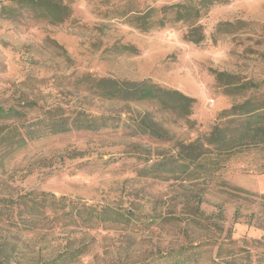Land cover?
Listing matches in <instances>:
<instances>
[{"label": "rangeland", "instance_id": "374dc122", "mask_svg": "<svg viewBox=\"0 0 264 264\" xmlns=\"http://www.w3.org/2000/svg\"><path fill=\"white\" fill-rule=\"evenodd\" d=\"M12 1L0 0V107L31 118L50 110L70 119L92 114L120 126L47 136L0 163L1 198L33 191L68 199L53 210L41 203V213L14 205L1 215L0 264H224L225 254L246 257L243 250L259 264L264 155L245 150L217 158L213 149L183 147L202 144L223 112L252 95L236 85L256 83L264 92V0H217L203 8L201 44L186 40L185 22L148 32L130 22L139 12L200 0H59L70 9L60 24L12 8ZM221 23L236 28L219 32ZM218 74L230 78L219 82ZM102 78L150 81L196 104L181 118V110L154 103L108 100L93 82ZM11 123L2 119L0 128ZM187 153L199 165L191 163V176L142 175L165 157ZM85 204L108 208L106 222L90 229L79 217H63Z\"/></svg>", "mask_w": 264, "mask_h": 264}, {"label": "trees", "instance_id": "16d2710c", "mask_svg": "<svg viewBox=\"0 0 264 264\" xmlns=\"http://www.w3.org/2000/svg\"><path fill=\"white\" fill-rule=\"evenodd\" d=\"M216 1L200 0L201 3L195 6L183 3L164 7L161 11L153 9L147 12H139L135 14L130 22L142 32H148L154 28H164L171 23L185 22L190 24L186 40L194 44H201L205 39V35L202 26L197 24L198 20L204 13L203 8L215 4ZM12 4V8L15 6L26 7L34 14L35 18L53 24L63 23L70 15L69 7L59 0H13ZM156 12L160 13V17L154 16ZM231 27L236 28L232 23H221L217 31L225 32ZM123 48L129 52L136 51L133 47L124 46ZM225 77L230 78V75L218 74L217 78L219 82H222ZM93 82L98 83L99 95L102 98L124 102L154 103L163 109L175 111V113L181 110L182 113H177L181 118L190 117L193 106L196 104L195 99L177 91L163 89L150 81L136 83L102 78ZM229 84L227 83V85ZM235 88L237 91H252L253 93L244 102L236 104L230 110L223 112L220 115V122L214 126L213 131L201 138L204 141L202 144H199V141L191 143L189 146L183 147L184 152L198 147H205L207 150L213 149V154L217 158L229 157L236 152L245 150L254 151L263 157L264 92H260L261 86L256 83L239 84ZM2 119L12 123L0 128V163H4V160L24 149L30 143L47 136L67 134L74 130L96 132L104 129H117L120 126L119 122L111 124L109 117H98L85 113H78L72 119L64 116L54 117L52 110L45 112L42 116L31 118L28 117V114L14 107L9 109L0 107V120ZM149 133L156 137H164L161 133H156L155 130H149ZM195 162L188 153L187 156L182 154L169 156L145 167L142 170V175L161 180L176 179L182 175L191 176L194 172L190 169V165L191 163L195 165ZM198 166L195 165V167ZM213 166V169H215L216 164L213 163ZM258 168V172L264 174V165H259ZM40 198H42V201H39ZM67 200L65 197L33 191L19 196L18 199L0 197V216L5 213H12L15 210L14 205L23 206L24 211H30L28 213H41L44 209L41 207L42 205L45 206L49 203L53 210L60 207ZM108 210V208L98 210L96 206L85 204L82 205V208L73 207L70 212H65L63 217H79L82 225L84 224V226L86 225L92 229L95 227L94 224L106 222L105 215ZM243 251L247 254L246 257L236 253L225 254L226 257L219 259V262L224 264H253L249 251ZM256 263L264 264V253L258 256Z\"/></svg>", "mask_w": 264, "mask_h": 264}]
</instances>
